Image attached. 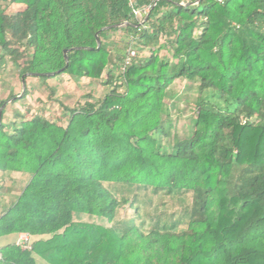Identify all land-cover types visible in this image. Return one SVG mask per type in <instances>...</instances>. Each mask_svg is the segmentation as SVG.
Returning a JSON list of instances; mask_svg holds the SVG:
<instances>
[{"label": "trees", "instance_id": "obj_1", "mask_svg": "<svg viewBox=\"0 0 264 264\" xmlns=\"http://www.w3.org/2000/svg\"><path fill=\"white\" fill-rule=\"evenodd\" d=\"M150 2L0 0V58L11 55L21 78L108 87L61 104L65 125L1 118L0 170L29 178L0 214V237L27 232L31 243L2 244L0 264H264V0H156L139 24L133 9ZM9 5L31 22L23 63L7 36ZM179 78L225 105L199 99L192 132L175 141L167 99Z\"/></svg>", "mask_w": 264, "mask_h": 264}, {"label": "rangeland", "instance_id": "obj_2", "mask_svg": "<svg viewBox=\"0 0 264 264\" xmlns=\"http://www.w3.org/2000/svg\"><path fill=\"white\" fill-rule=\"evenodd\" d=\"M198 9L203 7L200 3L195 6ZM20 8L15 5H9L5 10V18L7 20V36L9 44L13 48V56L21 63L29 58L31 47L29 40L32 35L30 20L19 15ZM24 31L27 34L25 38ZM122 36V32L118 31L111 35V39L116 40ZM3 51L0 50V55ZM160 54L165 55V51L161 50ZM9 54H5L0 58V98L5 100V112L2 121L10 123L12 121L19 122L23 118H29L34 115H43L62 125H65L68 119V112L63 110L61 104L74 106L77 102L84 101V96L89 91L94 100L100 99L106 92L108 87L99 82L87 84L84 79L69 78L66 74L57 77H48L41 79L35 75H25V85L28 94L20 97L25 85H22L20 77V68L10 59ZM198 81L188 82L184 78L176 79L174 86L177 95L167 99L169 116L171 117V131L175 136V141H181L192 132L194 120L195 102L199 99H207L216 105L223 106L225 102L216 97L215 91L207 88L200 91L196 85ZM53 89V91L51 90ZM13 95L17 97L14 98ZM233 108V104L228 105ZM11 131V127L7 128ZM171 132V133H172ZM14 174H26L23 171H1L0 170V195L7 189L8 181L13 178ZM11 176V177H9ZM22 185L16 184L12 186L13 193L10 198L3 202L2 208L5 209L13 199L19 194ZM11 188V187H10ZM129 213L126 209L121 214ZM74 220L91 221L101 224H107L103 218L89 216L87 214H75ZM5 238V239H4ZM5 240V241H4ZM15 234L0 237V246L6 242H14ZM36 264H48L40 257H35Z\"/></svg>", "mask_w": 264, "mask_h": 264}, {"label": "built area", "instance_id": "obj_3", "mask_svg": "<svg viewBox=\"0 0 264 264\" xmlns=\"http://www.w3.org/2000/svg\"><path fill=\"white\" fill-rule=\"evenodd\" d=\"M156 0L145 4L141 7L134 8L133 13L138 20L139 24L143 23L146 14L150 11L151 7L155 3ZM201 0H179V3L184 4L185 2H191L193 5L199 4ZM219 3L224 2L225 0H213ZM135 55V49L132 45H130L126 50V56L124 58L123 68L129 64L131 58ZM15 243L21 246L22 248H30L31 236L27 232H19L16 236Z\"/></svg>", "mask_w": 264, "mask_h": 264}, {"label": "crops", "instance_id": "obj_4", "mask_svg": "<svg viewBox=\"0 0 264 264\" xmlns=\"http://www.w3.org/2000/svg\"><path fill=\"white\" fill-rule=\"evenodd\" d=\"M68 76V75H67ZM57 77V76H56ZM69 77V76H68ZM71 78V77H69ZM74 79H84V81H86L87 84H92L94 81L95 82H99L101 83V81L99 79H92V78H87V77H81V78H74ZM93 81V82H92ZM88 93L87 94H90L89 91H87ZM11 177V176H9ZM13 178H11L7 185L9 186V188L7 187V189L5 191H3V193L0 195V214L1 212L4 210L2 208L3 206V202L6 201L7 199H9L11 196L10 194L13 193L12 191V186H15L16 184H21L22 187L21 189L23 188V186L25 185V183L27 182L28 178H29V175L28 177L26 176V174H14L12 176ZM11 187V188H10ZM21 191V190H20ZM18 195V194H17ZM16 195V196H17ZM16 198V197H15ZM15 198L13 200H15ZM17 236V235H16ZM5 239V238H4ZM5 241V240H4ZM7 243V242H6ZM4 244V243H3Z\"/></svg>", "mask_w": 264, "mask_h": 264}, {"label": "water", "instance_id": "obj_5", "mask_svg": "<svg viewBox=\"0 0 264 264\" xmlns=\"http://www.w3.org/2000/svg\"><path fill=\"white\" fill-rule=\"evenodd\" d=\"M181 4V3H180ZM182 5H184V6H191V5H193L191 2H185L184 4H182ZM148 16V13L146 14V16H145V18ZM126 22H121V23H117V24H113V25H109V26H106V27H103V29H107V28H109V27H115V26H121V25H123V24H125ZM96 41H97V46H99L100 45V40H99V38H98V36H96ZM67 50L68 49H64V58H65V62L67 63V61H68V58H67ZM27 74H31V75H35V76H39V75H41V73H26V74H24L23 76H22V85L24 86L25 85V81H24V77H25V75H27ZM46 74H54V72H49V73H46ZM5 103L6 102H4L1 106H0V122H1V118H2V110H3V108H4V106H5Z\"/></svg>", "mask_w": 264, "mask_h": 264}]
</instances>
